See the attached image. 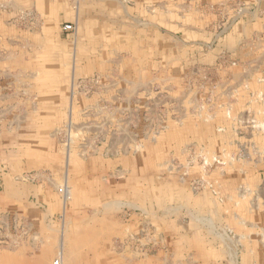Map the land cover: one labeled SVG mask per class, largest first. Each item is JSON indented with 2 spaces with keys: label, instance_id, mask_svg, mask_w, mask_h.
<instances>
[{
  "label": "rangeland",
  "instance_id": "rangeland-1",
  "mask_svg": "<svg viewBox=\"0 0 264 264\" xmlns=\"http://www.w3.org/2000/svg\"><path fill=\"white\" fill-rule=\"evenodd\" d=\"M170 43L168 64L155 45ZM143 44L151 63L130 72ZM215 48L243 71L232 89L214 75L219 61H200ZM25 145L59 156L44 168L53 179L69 155L88 162V217L101 185L123 184L124 202L100 209L124 229L99 241L115 264H264V0H0V155ZM0 165L1 192L14 169ZM66 185L55 190L68 206ZM7 213L0 248L17 255L0 262L15 263L40 238ZM64 215L45 220L47 243L65 238L50 264L74 250Z\"/></svg>",
  "mask_w": 264,
  "mask_h": 264
},
{
  "label": "crops",
  "instance_id": "crops-1",
  "mask_svg": "<svg viewBox=\"0 0 264 264\" xmlns=\"http://www.w3.org/2000/svg\"><path fill=\"white\" fill-rule=\"evenodd\" d=\"M33 1H37V5H40L45 0H32V2ZM79 21L80 17H78L76 20V30L74 31L76 32L75 43L79 40H82L80 38L81 36H77L78 31L80 32L78 29L85 28L82 27ZM149 45L151 44L149 43ZM162 45H155L157 49L160 47L157 53L162 50V52H164V54L161 53L163 60L167 63L172 62L174 55L172 54L168 59L167 54L168 51H174V44H166L165 47ZM64 46L66 47L65 44ZM79 47H81V45ZM182 47L183 45L179 46L178 44L175 48H177L176 50H179L180 52ZM74 48H76V44ZM76 50L78 51V49ZM139 50L140 53L133 62L135 65H133L132 61H129L133 65L132 67L130 66L131 64H129V66L132 67L128 68L130 72L136 71V66H139L136 64V62L140 61L141 66L145 65L146 61L150 62V56L144 44L140 46ZM216 50L218 49L215 48L208 54L200 57V61L207 62L209 65H215L219 61L218 65L212 68L214 75L218 77L217 81L221 84V86L224 87V89H232L231 87L234 86L235 82L241 81V75L243 76V71L241 72L239 69H233L230 65L231 59L229 60V57L227 59H219V57H221V53ZM60 53L61 50H59V55ZM60 57H62V53ZM86 66L87 67L85 69H88V65ZM17 116L14 117L16 121H13L10 118V120L7 122V125H13L16 122H19ZM121 140L123 139H113V143L107 149L110 154H113L116 157L119 156L118 144ZM38 149L40 148H30L29 145H25V147L22 150H19L17 153L8 154L5 156L0 155V159L2 158V161L0 162H4L7 165L9 164L10 168L14 169L13 174L10 172L7 173L1 171L3 187L2 191L0 192V197H2L3 200L0 202V210L8 211L9 209L15 213L19 212L21 216L18 215L19 217H16L19 218L17 221L21 224L23 229L27 232L34 231L36 236L40 238V241L32 240L33 243L30 241L28 242L27 240L23 241V246L21 247L20 253L22 254L24 250L25 254L19 257V259H21L20 261L15 263L0 262V264H50L53 256L55 255L57 247L60 249L65 246V238H62L61 236L59 237L56 233H52V240L47 243L45 220L48 219L50 214H58L62 212L65 214V221L71 222L73 225V229L69 235V238L71 239L69 240V243H72L74 250L70 252L68 249L69 244L67 245V248H64L63 250V256L66 264H115L112 259L116 258V252L112 253V251L108 249L109 246L107 247L106 244L107 240H105V242L101 245L99 241L101 237L105 236L107 231L114 230L117 231V234L119 235L124 233V229L121 226L122 224L120 221L114 218L111 219V217L101 213L100 209L102 205H108L110 201H113L116 204L119 202H124V199H121V197L126 195L125 191L122 189L123 184L119 186L118 184H109L101 185L99 188L97 187V196H94L95 198H93V200L91 199L90 202L95 205L92 208V211H98L99 214L97 213L95 217H88V193L89 191H92L90 186L88 187V162H86V165L82 166L83 164H80L78 161L72 162L71 158L75 155V153L73 156L69 155L68 162H65L64 166L62 167V171H54L53 175L56 177L53 179L48 176L50 174L44 172V168L49 165L55 168L54 165L59 164L56 162V160L60 158L56 154L55 156L53 155L54 159L51 161V159H49L48 155L45 154L42 149ZM80 156H82V153H80ZM114 166L116 165H108V167L105 168L107 169L108 174L114 176L124 173V170H118V168ZM1 168H3V166H1L0 169ZM18 175L24 176L25 178L28 177V179L24 182L17 180L16 178L20 177H18ZM47 179L49 180L48 183L46 181ZM62 181H67L69 187L67 185L66 186L69 188V191L71 190L72 199L68 206L60 201L55 190V186ZM110 194L114 195V199L103 202L104 197L108 198ZM37 203L42 205V207L45 206V208H41L39 205H37ZM126 203H128V201H126ZM65 207L67 208L65 209ZM7 211L6 213L5 211L0 212V223H3L5 226L9 225L11 222L9 213H7ZM149 211L150 210H148V212ZM99 236L100 238L97 240ZM8 245L10 246V244ZM8 245L0 248V257H7V255H9L11 252L16 253L15 250L10 251ZM15 255H17V253ZM163 264L166 263L164 262Z\"/></svg>",
  "mask_w": 264,
  "mask_h": 264
},
{
  "label": "bare ground",
  "instance_id": "bare-ground-1",
  "mask_svg": "<svg viewBox=\"0 0 264 264\" xmlns=\"http://www.w3.org/2000/svg\"><path fill=\"white\" fill-rule=\"evenodd\" d=\"M64 194L65 195H68V189H64ZM70 195V194H69ZM67 197V196H66ZM60 261L59 262H61V264H63L62 263V261H61V258L60 257H57ZM55 260H56V258L53 260V264H55Z\"/></svg>",
  "mask_w": 264,
  "mask_h": 264
},
{
  "label": "built area",
  "instance_id": "built-area-1",
  "mask_svg": "<svg viewBox=\"0 0 264 264\" xmlns=\"http://www.w3.org/2000/svg\"><path fill=\"white\" fill-rule=\"evenodd\" d=\"M65 29H69L70 28V25H65L64 27ZM60 260L58 258H56L55 260V264H61V262H59Z\"/></svg>",
  "mask_w": 264,
  "mask_h": 264
}]
</instances>
